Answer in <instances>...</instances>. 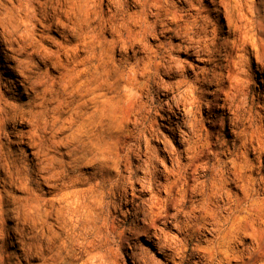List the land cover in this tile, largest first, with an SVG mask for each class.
I'll return each mask as SVG.
<instances>
[{"label":"bare ground","instance_id":"obj_1","mask_svg":"<svg viewBox=\"0 0 264 264\" xmlns=\"http://www.w3.org/2000/svg\"><path fill=\"white\" fill-rule=\"evenodd\" d=\"M247 56L264 98V0H0V220L14 219L1 232L25 258L13 264H39L62 237L75 259L56 264H107L109 195L132 218L121 240L144 236L168 262L186 264L195 239L191 264H264V105ZM42 65L76 88L67 125L38 110ZM133 248L134 264H156Z\"/></svg>","mask_w":264,"mask_h":264},{"label":"rangeland","instance_id":"obj_2","mask_svg":"<svg viewBox=\"0 0 264 264\" xmlns=\"http://www.w3.org/2000/svg\"><path fill=\"white\" fill-rule=\"evenodd\" d=\"M103 9L104 10L106 9L105 5L103 6ZM50 35L53 38H55L56 40L61 39V36L57 32H55V33L52 32V33H50ZM115 55L116 56L118 55V51L115 52ZM246 59H248L249 65H248V67H244L243 69H241L240 73L242 76L248 77L250 80H252L253 85L257 89L256 90L257 97L261 96L260 91L258 90L259 88L256 85L261 84V80H263V73H261L259 71L260 68H257L256 60L253 56H247ZM36 60H35V62H36ZM43 75H44V77H43ZM58 76H59V72L57 70H55L53 68H47L43 65L41 66L40 77L43 81V85L39 88V92L41 93L39 95V97H41V95L43 93V99L38 98L37 102H44V106H43V108H38V110H40V111L43 110L45 114L52 116L55 121H58V122L60 121L59 122L60 125H61V123L64 125H67V123L70 121V118H72V115L75 112H81L82 111L80 109L81 104L78 101H74V98H75L74 92H75L76 88L73 85H71V83H69V82L66 83V79H63V78H58L55 81H53V78L58 77ZM45 79H46V81H45ZM3 81L6 82V84H7V81L5 79H3ZM32 82H34V80ZM81 95H82L84 100L89 99L91 97V95H88V90L86 89V87L81 88ZM199 95H200L199 92L196 91V96H199ZM159 97L162 98L163 96L159 95L156 85L154 83H151V86L149 88V92H148V96H147L146 100L148 102V105L151 106V108L153 109V111L158 106H160ZM260 98L262 101L260 103L256 104L258 107L264 105V102H263L264 98H262V96ZM69 99H71V100H69ZM20 101H22V103H26L27 101H29L28 95H27V93L24 92L23 89H22V95L20 96ZM52 101H54V102H52ZM75 105H76V107H75ZM203 106L205 108V104H203ZM44 119L46 121H49L51 118H49V117L46 118L44 116ZM161 123H162L161 118L158 117L157 124L160 125L161 130L165 129L164 126H161L162 125ZM29 128L30 127L28 126L25 129L27 130ZM69 133L70 132L68 130L64 133H61L59 137H65ZM229 137L230 136L228 134L224 138L228 139ZM16 147L17 146L15 144L12 145V149L17 150ZM65 151H66L65 149L61 150L62 153ZM21 152H23L25 155H28L29 158H31L33 156V155H31L33 150L28 146H24V148L22 147ZM0 167H1V165H0ZM2 185H3V183H1L0 188H2ZM47 188L48 187L45 185L41 187V189L44 191ZM12 191H13L12 192L13 195H15L16 197H22L23 196V194L20 192H16L14 190H12ZM129 198H131L130 195H129ZM117 199H118V201H117ZM107 208H112V210L114 211L113 215L115 214L114 218L116 217L114 224L117 225V223H118V228L115 229L113 234L106 235L107 237H106L105 243L103 242L104 245L102 244V246H100V250H102V253L104 252V254H105L107 264H134L132 258L129 255L131 253L132 249H134L133 248L134 242H137L138 251H143V252L146 251L147 256L151 259H154L156 264H173L171 262L166 261L165 258L163 257V255L157 249L153 248V246H149L150 242L148 240H146V238L144 236H139L137 241L136 240L127 241L125 239L121 240V238L119 237V234H120V232L126 231L129 228L132 218L130 216L127 218V220L125 222L120 221V220L124 219L123 213L126 211L127 208H126L125 204L122 203V201H120L118 195H116V196L109 195V197L107 198V201H106V209ZM11 209H12V207H11ZM10 215L12 216V214L9 213L8 216H6L4 220H0V245L3 244L4 238H6V240H8V241H6V243H4L5 246L3 249L2 261L5 264H7L9 262L11 264L19 263L20 261L25 263V261H24L25 258L21 255V250L17 249V246H15V244L11 245V243H10L11 241H10V238L8 236L12 235V230L10 229L9 231L1 232L2 226H7V227H13L14 226V219H12ZM51 223H54V222L51 220ZM126 235H128L127 232H125L123 234V236H126ZM55 243H56V245H55ZM195 243H196L195 239H191L188 243V252H187V254H188L187 258L188 259H187L186 264H191V262L193 260L192 254L194 252ZM53 245H54V247L52 249L48 250V252H46V255H45L46 258L35 261V263L46 264V261H47L48 264H50V263L56 264L57 262L64 261L63 258L75 259V256L73 255V253L70 252L71 251L70 248L67 247L69 245V242L65 237H64V239H63V237L61 239H56ZM58 246H59V248H58ZM131 247H132V249H131ZM60 258H62V259H60ZM19 259H20V261H19ZM58 264H60V263H58Z\"/></svg>","mask_w":264,"mask_h":264}]
</instances>
